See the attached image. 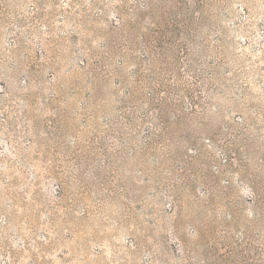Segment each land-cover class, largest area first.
<instances>
[{
    "label": "rangeland",
    "instance_id": "1",
    "mask_svg": "<svg viewBox=\"0 0 264 264\" xmlns=\"http://www.w3.org/2000/svg\"><path fill=\"white\" fill-rule=\"evenodd\" d=\"M0 264H264V0H0Z\"/></svg>",
    "mask_w": 264,
    "mask_h": 264
}]
</instances>
